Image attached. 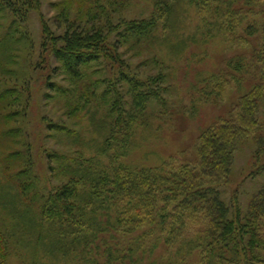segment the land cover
<instances>
[{
	"label": "rangeland",
	"instance_id": "rangeland-1",
	"mask_svg": "<svg viewBox=\"0 0 264 264\" xmlns=\"http://www.w3.org/2000/svg\"><path fill=\"white\" fill-rule=\"evenodd\" d=\"M39 1L25 23L8 10L0 12L4 262L200 264L202 249H192V243L204 227L185 226L175 250L166 249L165 237L152 252L149 226L121 229L115 223L117 215L125 217L124 208L143 207L144 198L118 202L112 181L100 178L118 168L143 175L147 169L164 173L172 162L196 167L200 137L233 117L242 97L261 82L263 71L255 56L263 45L264 0H199L200 5L190 0ZM135 20L153 22V32L142 40L121 39L123 71L160 97L131 121V86L118 71L113 75L93 63L86 68L87 77L76 83L54 70L55 57L50 62L43 58V45L50 40L45 24L54 37L74 24L103 34L114 45L124 23ZM48 80L72 95L60 96ZM114 97L121 99L116 106L126 110L115 125ZM256 112L258 127L236 141L229 176L219 184L224 200L238 196L244 212L264 184V175L256 173V158L261 154L264 161V100ZM75 178L80 181L77 202L83 204L88 223L78 236H59V226L41 218L40 205L54 188ZM181 248L186 256L178 262Z\"/></svg>",
	"mask_w": 264,
	"mask_h": 264
},
{
	"label": "trees",
	"instance_id": "trees-1",
	"mask_svg": "<svg viewBox=\"0 0 264 264\" xmlns=\"http://www.w3.org/2000/svg\"><path fill=\"white\" fill-rule=\"evenodd\" d=\"M190 3L200 5L199 0H190ZM39 7V0H0V12L8 10L22 23L27 21L31 10ZM152 23L148 20L124 23L125 29L118 34L120 40H116L114 45L103 34L85 32L75 28L74 24L67 26L64 34L54 37L45 24L44 33L50 40L44 41L43 58L50 62L55 57L58 66L54 70L63 71L76 83L87 77L86 68L93 63H98L102 71H111L112 74L118 71L123 81L131 86L129 116H132L129 120L133 121L143 114L149 104L159 100L160 96L158 92L144 88L146 85L142 81L127 76L123 71L125 60L119 49L125 41H132L131 38H146L153 32ZM262 44L255 56L263 71L261 82L252 86L247 95L242 97L233 117L215 124L200 137L196 167L172 162L168 165L170 169L164 173L147 169L143 170V175L128 168V173L123 168H118L113 175L100 178L103 182L106 177L112 181L118 202L121 200L123 203H130L132 199L144 198L143 207H123L124 212L121 214H125V217L117 215L115 223L121 229H131L132 225L149 226L153 241L152 252L162 246L160 243L165 237L166 249L175 250L179 233L185 226L204 227L198 233L201 238L192 243V249H202L203 260L200 264H264V184L249 203L246 212L242 209L238 196H234L228 203L219 187L220 181L229 176L236 141L253 133L258 127L256 111L264 100V36ZM47 82L49 88L60 96L72 95L71 89L69 91L51 80ZM103 93H108V90ZM115 93L120 94V91L114 89ZM120 100V97H114V114L117 117L114 125L121 122L123 111H126L123 106L117 107ZM54 128L63 130L59 126ZM256 161V170L259 171L256 173L264 175L261 154ZM78 182L80 181L75 178L64 186L54 188L40 205L41 218L58 225L59 236L66 233L78 236L82 227L88 223L83 204L77 202ZM135 212L140 213L133 216ZM128 222L129 225H124ZM183 252V248L176 252L175 259L178 262L182 258L184 261L186 254L183 256ZM4 257L0 251V264H6Z\"/></svg>",
	"mask_w": 264,
	"mask_h": 264
}]
</instances>
